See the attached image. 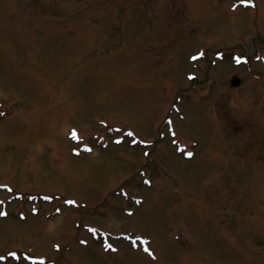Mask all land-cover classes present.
<instances>
[{"label": "rangeland", "instance_id": "rangeland-1", "mask_svg": "<svg viewBox=\"0 0 264 264\" xmlns=\"http://www.w3.org/2000/svg\"><path fill=\"white\" fill-rule=\"evenodd\" d=\"M0 264H264V0H0Z\"/></svg>", "mask_w": 264, "mask_h": 264}, {"label": "snow or ice", "instance_id": "snow-or-ice-1", "mask_svg": "<svg viewBox=\"0 0 264 264\" xmlns=\"http://www.w3.org/2000/svg\"><path fill=\"white\" fill-rule=\"evenodd\" d=\"M189 155H191V154L189 153Z\"/></svg>", "mask_w": 264, "mask_h": 264}]
</instances>
